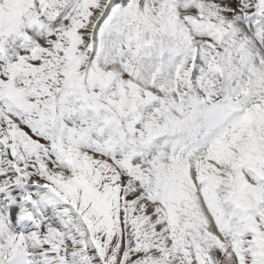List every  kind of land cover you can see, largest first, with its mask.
<instances>
[{
  "label": "snow or ice",
  "instance_id": "1",
  "mask_svg": "<svg viewBox=\"0 0 264 264\" xmlns=\"http://www.w3.org/2000/svg\"><path fill=\"white\" fill-rule=\"evenodd\" d=\"M0 264H264V0H0Z\"/></svg>",
  "mask_w": 264,
  "mask_h": 264
}]
</instances>
